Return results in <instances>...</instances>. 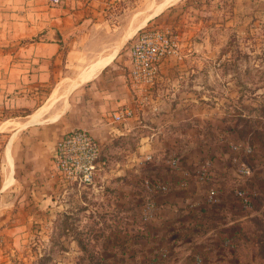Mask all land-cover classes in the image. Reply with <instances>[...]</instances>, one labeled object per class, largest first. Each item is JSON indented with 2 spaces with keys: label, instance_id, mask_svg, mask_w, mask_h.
Returning a JSON list of instances; mask_svg holds the SVG:
<instances>
[{
  "label": "crops",
  "instance_id": "crops-1",
  "mask_svg": "<svg viewBox=\"0 0 264 264\" xmlns=\"http://www.w3.org/2000/svg\"><path fill=\"white\" fill-rule=\"evenodd\" d=\"M125 1L61 0L52 4L50 0H0V258L3 239L9 242L4 249L14 252L18 248L14 242L27 239L36 212H42L43 222H51L54 207L68 205L72 197L105 187L108 197H113L107 203L113 207L115 202L123 207L132 201L142 203L144 198L133 197L131 187L113 180L117 174L129 177L136 172L110 162L122 142L132 143L129 150L122 151L134 160L149 158L160 163L179 151L190 162L199 155L192 147L195 140L188 139L182 128L187 133L199 123L198 118H205L206 106L181 98L185 95L182 88L189 87L180 86L177 79L183 73L175 69L177 63L193 57L178 62L172 56L165 58L150 88L149 105L138 104L128 83L127 47L153 17L137 28L140 17L135 15L144 10L136 12L131 22L120 27L125 32L116 37V10L120 13ZM253 2L256 0H214L213 4L218 11L230 7L237 17ZM109 57L90 78L62 96L75 79ZM74 68L77 71L72 74ZM55 91L59 98L46 114L31 121ZM123 107L133 108L134 117L113 122L111 113ZM201 109L202 115L197 113ZM73 129L87 130L102 146L95 176L85 186L59 181L52 170L56 141ZM248 159L251 174L247 178H239L215 159L204 180L194 175L201 166H183L189 170L184 183L180 173L161 170L158 164L156 175L149 178L168 183L170 189L151 196L155 217L144 231L135 233L139 245L120 252L126 258L123 264H194L195 255L204 264H264V149L252 151ZM102 175L105 179L100 184L97 177ZM210 188L220 194L215 205L206 201ZM235 191L247 195L248 207ZM106 250L108 254L117 252L113 246Z\"/></svg>",
  "mask_w": 264,
  "mask_h": 264
},
{
  "label": "rangeland",
  "instance_id": "rangeland-1",
  "mask_svg": "<svg viewBox=\"0 0 264 264\" xmlns=\"http://www.w3.org/2000/svg\"><path fill=\"white\" fill-rule=\"evenodd\" d=\"M159 1L126 0L123 9H119L121 12L116 10L119 21L116 37L125 32L120 27L131 22L136 12ZM213 3L214 0H176L143 27L165 32L176 41L177 51L172 56L176 62L193 57L184 64L177 63L175 69L183 73L177 79L180 86L189 87L182 88L185 95L181 98L206 106L205 113L202 109L196 111L200 115L204 113L205 118H198L199 123L189 127L187 133L182 128L188 139L195 140L191 141L192 147L199 155L192 156L190 162L180 157L179 151L163 157L160 163L134 160L122 151L129 150L132 143L122 142L110 162L136 172L129 177L117 174L113 180L116 184H127L134 192L132 196L141 195L143 202L131 200L127 207L115 202L113 207L107 203L113 197H108L110 193L104 187L72 197L68 205L55 206L51 222H43L42 212L38 211L34 216L36 221L29 225L27 239L14 242L18 246L14 252L4 249L9 242L3 239L0 264H123L126 258L120 252L138 246L135 233L144 231L155 217L156 210L152 218L142 219L144 202L152 200L153 195L142 185L152 180L151 175H156L154 169L158 164L161 170L173 171L168 166L172 155L179 158L182 169L203 166L206 162L211 167L216 159L236 173L232 146L247 145L252 151L264 149V0H256L237 17L230 7L218 11ZM76 71L74 68L70 72ZM188 72L192 74H185ZM249 159L245 158L246 163ZM102 178L105 179L103 175L97 177L98 183L104 181ZM124 212L128 219L123 218ZM128 233L131 236L126 238ZM109 246L117 252L108 254Z\"/></svg>",
  "mask_w": 264,
  "mask_h": 264
},
{
  "label": "built area",
  "instance_id": "built-area-1",
  "mask_svg": "<svg viewBox=\"0 0 264 264\" xmlns=\"http://www.w3.org/2000/svg\"><path fill=\"white\" fill-rule=\"evenodd\" d=\"M61 0H50L52 4H59ZM130 69L128 71V83L134 96L141 106L149 105L150 88L156 78L159 64L167 57L173 56L177 51L176 41L167 33L157 29H141L128 43ZM113 122H123L134 117L131 107H123L115 110L110 115ZM234 157L232 164L239 178H247L251 169L245 161L252 154V148L247 145L232 146ZM102 146L87 130L73 129L64 133L55 143L51 153L52 170L59 180L75 182L78 186L92 183L95 176ZM244 157V158H243ZM149 160V158H146ZM168 166L175 172L180 173L182 182L188 178L189 172L181 168L179 158L175 155L170 157ZM206 162L194 172V175L204 180L209 170ZM143 188L149 193H166L170 186L157 179L147 180ZM235 195L242 201L243 206L248 207L247 195L242 191H235ZM220 194L215 188L208 189L206 201L215 205L219 202ZM156 210L153 200H145L142 219L148 220L153 217ZM194 264H204L199 255L194 256Z\"/></svg>",
  "mask_w": 264,
  "mask_h": 264
},
{
  "label": "bare ground",
  "instance_id": "bare-ground-1",
  "mask_svg": "<svg viewBox=\"0 0 264 264\" xmlns=\"http://www.w3.org/2000/svg\"><path fill=\"white\" fill-rule=\"evenodd\" d=\"M174 2H176V0H163L162 2H160L159 5H157L156 7H153L152 4L148 5L146 9H144V11L140 14L136 15V18L140 17L139 21H138V27L140 28L142 26L145 25V23L151 19L152 17H154L155 15H157L162 9H164L166 6L173 4ZM155 4V3H154ZM131 28V27H130ZM133 32V31H132ZM131 32V33H132ZM130 33V34H131ZM120 45V44H119ZM119 45L113 50L111 56H113L115 54V52L117 51ZM110 60V57L107 58L105 61H103L100 64H97L95 66H91V68L87 71V73L82 77H79L77 79H75L71 85L69 86V88L66 90L65 94H63L62 96L68 94L69 89H71L72 87H74V85L79 84L82 80H86L88 78L91 77V75H93V73L96 71L97 68L101 67L104 63H106L107 61ZM110 64V63H109ZM80 75V73H79ZM58 95L60 96V94H57V92L55 91L54 94L52 95L51 99L48 101L47 105L44 106L42 109H40V111L34 115L31 118V121H36L37 118H39L40 116H42L44 113L46 114V112L48 111V109L51 107V105L59 98ZM61 96V97H62ZM52 113V112H51ZM55 114V113H54ZM52 119V118H51ZM51 121V120H50Z\"/></svg>",
  "mask_w": 264,
  "mask_h": 264
}]
</instances>
